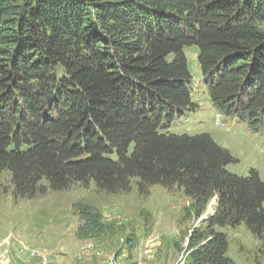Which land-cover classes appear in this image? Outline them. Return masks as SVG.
<instances>
[{
	"label": "trees",
	"instance_id": "trees-1",
	"mask_svg": "<svg viewBox=\"0 0 264 264\" xmlns=\"http://www.w3.org/2000/svg\"><path fill=\"white\" fill-rule=\"evenodd\" d=\"M187 47L214 108L264 134V0H0V175L15 197L137 179L183 190L198 218L216 199L192 264H237L216 227L244 224L264 246V176L231 173L208 133L169 131L198 109ZM81 220L80 239L104 234L92 208Z\"/></svg>",
	"mask_w": 264,
	"mask_h": 264
},
{
	"label": "rangeland",
	"instance_id": "rangeland-1",
	"mask_svg": "<svg viewBox=\"0 0 264 264\" xmlns=\"http://www.w3.org/2000/svg\"><path fill=\"white\" fill-rule=\"evenodd\" d=\"M185 53L192 75V99L198 109L176 119L169 131L208 133L238 159L228 166L231 173L247 176L255 169L263 177L264 134L250 131L246 122L214 108L198 62V48L187 47ZM42 185L49 188L46 181ZM193 203L177 187L155 185L141 191L137 179L131 180L128 191L115 194L89 182L20 198L14 195L10 172L4 171L0 175V264L29 263L26 248L39 254L31 264H192L190 234L206 228L216 210V199L199 218ZM84 207L101 215L103 235L78 237ZM215 229L227 234L228 256L234 262L264 264V246L244 224Z\"/></svg>",
	"mask_w": 264,
	"mask_h": 264
},
{
	"label": "built area",
	"instance_id": "built-area-1",
	"mask_svg": "<svg viewBox=\"0 0 264 264\" xmlns=\"http://www.w3.org/2000/svg\"><path fill=\"white\" fill-rule=\"evenodd\" d=\"M25 252L27 253L26 255H28V259H29V263H26V264H31V262L35 261V259H37L39 256V254L36 250L26 248ZM44 261L47 262V258H45Z\"/></svg>",
	"mask_w": 264,
	"mask_h": 264
}]
</instances>
